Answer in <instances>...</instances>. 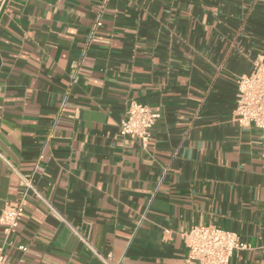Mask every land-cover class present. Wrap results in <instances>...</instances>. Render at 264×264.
<instances>
[{
    "label": "crops",
    "instance_id": "1",
    "mask_svg": "<svg viewBox=\"0 0 264 264\" xmlns=\"http://www.w3.org/2000/svg\"><path fill=\"white\" fill-rule=\"evenodd\" d=\"M101 1L0 10V211L25 200L7 261L182 264L181 233L214 225L247 245L230 264H264V147L233 115L264 0H108L92 30ZM131 101L159 115L144 148L119 133Z\"/></svg>",
    "mask_w": 264,
    "mask_h": 264
},
{
    "label": "built area",
    "instance_id": "2",
    "mask_svg": "<svg viewBox=\"0 0 264 264\" xmlns=\"http://www.w3.org/2000/svg\"><path fill=\"white\" fill-rule=\"evenodd\" d=\"M8 0H0V10ZM108 0L99 4V13L92 25L95 30L100 25V16ZM234 119L241 127L253 125L261 135L264 147V61L254 59L249 74L241 75L237 80V92L233 110ZM159 117L146 104L129 102L125 116L119 124L121 136L140 140L146 147L151 137V128ZM35 169H40L38 165ZM29 184V181H28ZM25 200L7 204L0 211V227L4 234V243L0 245V264H10L4 253V246L9 243V236L15 232L24 213ZM186 255L182 264H230L235 250L246 248L235 232L218 228L214 225H195L181 233ZM26 251L27 247L19 246Z\"/></svg>",
    "mask_w": 264,
    "mask_h": 264
}]
</instances>
